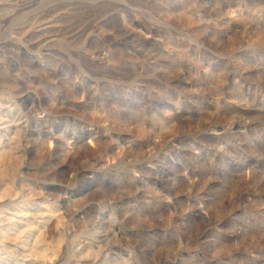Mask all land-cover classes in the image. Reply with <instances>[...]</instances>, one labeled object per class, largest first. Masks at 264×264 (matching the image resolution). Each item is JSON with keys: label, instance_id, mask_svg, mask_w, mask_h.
I'll return each instance as SVG.
<instances>
[{"label": "rangeland", "instance_id": "1", "mask_svg": "<svg viewBox=\"0 0 264 264\" xmlns=\"http://www.w3.org/2000/svg\"><path fill=\"white\" fill-rule=\"evenodd\" d=\"M0 264H264V0H0Z\"/></svg>", "mask_w": 264, "mask_h": 264}, {"label": "bare ground", "instance_id": "2", "mask_svg": "<svg viewBox=\"0 0 264 264\" xmlns=\"http://www.w3.org/2000/svg\"><path fill=\"white\" fill-rule=\"evenodd\" d=\"M216 135V134H215ZM217 135H218V133H217Z\"/></svg>", "mask_w": 264, "mask_h": 264}]
</instances>
